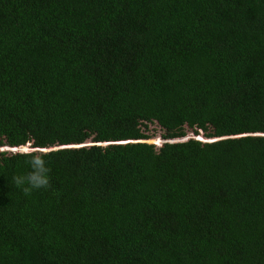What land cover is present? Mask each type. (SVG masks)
<instances>
[{
	"label": "trees",
	"instance_id": "trees-1",
	"mask_svg": "<svg viewBox=\"0 0 264 264\" xmlns=\"http://www.w3.org/2000/svg\"><path fill=\"white\" fill-rule=\"evenodd\" d=\"M0 264H264V0H0Z\"/></svg>",
	"mask_w": 264,
	"mask_h": 264
},
{
	"label": "clouds",
	"instance_id": "clouds-1",
	"mask_svg": "<svg viewBox=\"0 0 264 264\" xmlns=\"http://www.w3.org/2000/svg\"><path fill=\"white\" fill-rule=\"evenodd\" d=\"M194 138H196L197 140L205 141L203 139H200L199 135L194 136ZM209 140H213V139H209ZM3 148L7 149L8 147H3ZM10 151L14 152L15 150H10ZM19 154L27 157L26 163L29 165L30 171L24 175L14 176L12 181L13 184L17 188H22L23 192L26 195H29L33 190L49 188L51 186L50 177H49L50 169L46 166V161L44 159V157L49 154L40 151H31V152L26 151Z\"/></svg>",
	"mask_w": 264,
	"mask_h": 264
},
{
	"label": "rangeland",
	"instance_id": "rangeland-1",
	"mask_svg": "<svg viewBox=\"0 0 264 264\" xmlns=\"http://www.w3.org/2000/svg\"><path fill=\"white\" fill-rule=\"evenodd\" d=\"M148 128H149V133H154V136L151 139L153 138L156 139L155 142L154 141H148V142L156 144V145L157 144L160 145L161 142H163V139L160 137V134L162 133V130L160 129V127L157 124L153 123V124H148ZM186 136L194 137L192 133H188ZM200 136L202 135L200 134Z\"/></svg>",
	"mask_w": 264,
	"mask_h": 264
},
{
	"label": "water",
	"instance_id": "water-1",
	"mask_svg": "<svg viewBox=\"0 0 264 264\" xmlns=\"http://www.w3.org/2000/svg\"><path fill=\"white\" fill-rule=\"evenodd\" d=\"M188 138H192L190 136H185V137H182V138H177V139H172V140H169V142H173V141H181V140H185V139H188ZM16 149H8L7 150H15V151H19V152H26V151H31L32 149L26 145L25 147L24 146H19V147H15ZM36 150H41V149H36ZM44 151V149H43Z\"/></svg>",
	"mask_w": 264,
	"mask_h": 264
}]
</instances>
